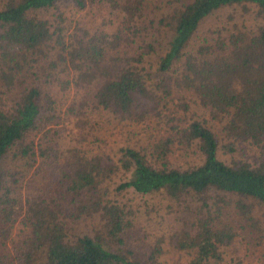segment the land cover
Masks as SVG:
<instances>
[{"label":"trees","instance_id":"trees-1","mask_svg":"<svg viewBox=\"0 0 264 264\" xmlns=\"http://www.w3.org/2000/svg\"><path fill=\"white\" fill-rule=\"evenodd\" d=\"M58 1L0 0V264H162L168 243L184 255L178 264H243L226 251L243 235L256 246L264 241V0H179L162 19L167 39L159 49L139 32L144 0H106L114 19L79 35H66L62 11H49ZM237 4L255 28L187 50L205 16ZM150 48L162 72L154 90ZM49 53L74 72L79 101L65 109L38 82L35 67ZM174 90L189 92L201 111L166 106ZM96 110L122 134L149 121L152 136L114 149L100 133L104 121L92 119ZM68 115L75 129L67 130ZM210 119L219 120L221 136ZM242 144L256 147L254 161L237 157ZM181 155L187 163L170 161ZM160 193L190 194L196 214L146 238L132 194Z\"/></svg>","mask_w":264,"mask_h":264},{"label":"rangeland","instance_id":"rangeland-1","mask_svg":"<svg viewBox=\"0 0 264 264\" xmlns=\"http://www.w3.org/2000/svg\"><path fill=\"white\" fill-rule=\"evenodd\" d=\"M146 2L145 13L141 15L144 18V24L140 27V34L145 43H151L155 45L157 49L160 48L159 43L164 44L167 39L166 25L163 22V17L165 13L169 11L170 5H177L179 0H144ZM58 9H51L49 11L59 14L62 11L61 17L65 18V25L68 27L66 30V35L71 33L82 34L86 30H92L97 28L101 23L107 21V19H114V15L111 11H116L111 8L106 0H85L84 7H79L74 4L72 0H59ZM257 20L253 18L249 10L243 8L240 4L225 6L214 10L212 13L205 16L199 23L193 38L190 41V45L187 50L193 51L200 44L205 42H213L218 34L226 35L227 32L241 29H252L255 28ZM139 40L137 41V44ZM147 67L152 72L151 78L148 83L151 82L150 88H153V82L156 80L158 74L162 72L156 71V55L152 48L147 49ZM62 55L66 52V49L61 51ZM159 52V50H158ZM60 53V52H59ZM55 59V66L53 60ZM64 61L59 58L56 53H49V55L38 63L35 67V71L38 73V82L43 83L49 87V90L53 94V99L57 101V106L65 109L70 101L75 99L78 103L79 99L75 98L76 87L74 84V72L73 69L64 68ZM58 63V66H56ZM57 67V68H56ZM62 84V85H61ZM96 83L87 85L84 84L80 86L85 91L94 88ZM160 90L162 89L159 87ZM48 89V88H44ZM157 89V88H156ZM155 89V90H156ZM175 91V90H174ZM166 106L171 108H183L182 103H188L191 105L192 110L197 113L201 111V107L197 99H193V96L189 92L185 91H175L168 98ZM77 109V108H75ZM105 111L96 110L93 114V118L104 121V124L100 128L101 134H106L105 139H107V145L116 149L121 144H124L127 140L132 142V140H137L136 142L145 141L147 143L148 139L152 136V124L149 121H143L140 123H130L126 127V132L123 134L118 131L117 123L110 117V115H104ZM67 130L75 129V126L71 125L72 119L68 115L66 117ZM63 124V120L60 121ZM209 124L212 129L221 136V124L218 119H210ZM127 138V139H126ZM134 142V141H133ZM220 152V151H219ZM236 154L238 158H245L255 160L258 155V150L253 145H244L237 148ZM232 155L233 157L236 155ZM220 156L226 160H231L229 154L220 152ZM190 157L186 156H171L173 163H187ZM22 201L25 203V198L30 193V188L27 186L26 182L22 183L21 186ZM191 195H182V197L177 200L171 198L165 194H152V195H137L132 194V206L137 209L136 217H138V225L141 232L145 234L148 238L152 234L151 238H154L156 233H165L168 235L172 229L178 228L185 222L190 221L192 217L196 214L197 201L191 200ZM147 201V202H146ZM228 209L225 214H229L232 217ZM14 229L11 234V239L14 235ZM250 234L244 236L232 245L230 249L226 251V257L228 260L242 259L243 264H264V241L262 245H254L249 238ZM167 241V240H166ZM167 247L166 242L163 243ZM168 251L162 257V264H178L184 259L182 251H175V248L168 243ZM10 253L14 256L15 251L13 249L12 241H9Z\"/></svg>","mask_w":264,"mask_h":264}]
</instances>
